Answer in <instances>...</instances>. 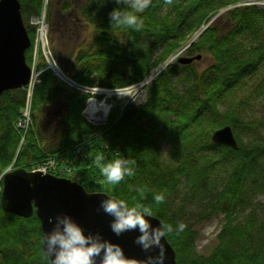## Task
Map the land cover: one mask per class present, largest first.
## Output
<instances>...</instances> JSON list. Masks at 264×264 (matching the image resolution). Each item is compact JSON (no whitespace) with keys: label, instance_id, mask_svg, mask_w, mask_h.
Instances as JSON below:
<instances>
[{"label":"trees","instance_id":"16d2710c","mask_svg":"<svg viewBox=\"0 0 264 264\" xmlns=\"http://www.w3.org/2000/svg\"><path fill=\"white\" fill-rule=\"evenodd\" d=\"M18 1L32 38L34 27L27 21L40 13L43 0ZM46 1L49 41L64 71L80 84L102 88L140 81L217 12L245 0H151L140 14L139 30L111 28L108 12L116 6L114 0ZM66 20L91 29L89 38L73 49L66 47L72 43L65 41ZM192 51L209 54L211 62L199 70L194 62L185 65L173 60L152 79L144 103L127 105L121 113L113 109L107 122L97 126L81 116L86 95L48 70L40 72L31 97L32 126L20 147L22 131L12 124L23 105L24 89L4 91L0 94V168L14 157L15 166L31 163L29 167L49 156L70 159L81 142L88 157L75 162V180L87 191H105L133 203L132 198L140 200V196L130 186H143L142 202L161 222L173 225L183 221L179 213L188 207L202 216L223 214L208 255L193 249L191 223L183 221V232L165 236L175 251V264H261L264 217L249 213L237 220V214L252 195L264 192V137L244 141L239 129L243 126L248 132L252 125H243L240 112L227 100L264 99V8H229L186 49ZM29 52L25 51L27 64ZM224 125L232 127L236 149L210 141L211 132ZM101 152L108 158L121 154L134 159L135 175L117 185L104 182L94 164ZM153 192H163L165 201L157 205ZM39 225L34 212L18 217L0 207V264H48Z\"/></svg>","mask_w":264,"mask_h":264},{"label":"water","instance_id":"95a60500","mask_svg":"<svg viewBox=\"0 0 264 264\" xmlns=\"http://www.w3.org/2000/svg\"><path fill=\"white\" fill-rule=\"evenodd\" d=\"M232 6L222 9L219 13L231 9ZM256 6L264 8L259 4ZM219 13L209 22L211 23ZM204 28L200 29L183 46L181 45L172 58L182 53ZM29 46L30 38L22 20L19 1L0 0V94L6 90L23 88L28 83L31 70L26 63L25 51ZM200 55H180L177 56V62L187 65L198 60ZM210 140L216 145H228L231 149L237 148L230 125L215 129L210 135ZM105 195L110 196L105 192H88L80 183L66 177L44 174L39 171L14 169L5 172L2 176L0 207L3 211L16 214L18 217L26 218L34 212L39 219L41 232L50 229L49 217H54L58 212L68 213L86 231L102 233L106 239L118 243L126 256L142 261L146 254L133 243L138 233L129 231L119 237L115 236L108 227L111 217L102 210H98L99 201ZM149 219L153 224L161 222L155 215ZM162 244L165 249L164 264H175V252L165 237ZM261 264H264V261Z\"/></svg>","mask_w":264,"mask_h":264},{"label":"clouds","instance_id":"9594fccd","mask_svg":"<svg viewBox=\"0 0 264 264\" xmlns=\"http://www.w3.org/2000/svg\"><path fill=\"white\" fill-rule=\"evenodd\" d=\"M150 2L114 0L116 6L108 12L111 28L139 30L142 27L140 14ZM85 89L87 101L93 102L95 93L100 89L95 86V91L90 95ZM94 164L103 181L108 184L117 185L126 176L135 175V160L121 154L108 158L104 153H98L94 157ZM130 189L139 194L140 200L133 197L134 202L129 203L125 199L105 195L99 201L98 210L111 217L108 227L115 236L129 231L138 233L133 243L146 254L142 261L126 256L118 243L106 239L102 233L86 231L70 214L58 212L48 218L51 227L40 236V245L48 264H164L163 238L173 232H183L186 225L183 221H177L175 225L163 222L153 224L149 219L154 216L152 208L142 202L146 188L130 186ZM153 200L159 205L165 201V194L153 192Z\"/></svg>","mask_w":264,"mask_h":264},{"label":"rangeland","instance_id":"374dc122","mask_svg":"<svg viewBox=\"0 0 264 264\" xmlns=\"http://www.w3.org/2000/svg\"><path fill=\"white\" fill-rule=\"evenodd\" d=\"M258 1L261 2V1H264V0H258ZM45 3H46V0H45ZM254 3L256 5L258 4V3L254 2V1H252L249 4H254ZM261 7H264V6H261ZM219 12H217V13H219ZM221 13H223V12H221ZM219 15H220V13H219ZM217 17H215V18H217ZM65 25L67 26V29H66L67 31H65V35L67 37H66L65 41H69V40L72 41V43H70L69 45L66 46L68 48H72L73 49L75 47V45L79 44L81 41H83L86 38H89V36H90V31H91L90 27L89 26L87 27L84 24H81L80 22H76V21H72V20H66ZM192 37H193V35L190 37V39ZM48 42H49L50 52L52 54L53 59L55 60L54 62H56L59 65V67L64 71V67H63L62 63L56 58L55 53L52 52L53 50H52V46L50 44V41H48ZM195 54H201L200 58L198 60H194V64H195L197 69H199V70L203 69L204 67H206L211 62V57L207 53H201V52L196 53L194 51L187 53L186 50H184L181 55L193 56ZM169 58H167V60ZM41 62H43V59H42L41 55H39V64L36 65L34 70L32 69V65L28 64L29 67H30V70H31L30 74L33 73V72L34 73H37V72L40 73L41 69L43 68V66L42 67L40 66ZM169 62H171V61H169ZM161 66H162V64H160L155 69H159ZM162 70H160V71H162ZM65 73L68 76H70L67 72H65ZM37 78H38V75H37ZM177 79H178V77L175 76L173 78V81L177 82ZM28 84H30V83H27L24 86L25 87L24 88V93H23L24 97L26 96V89L28 87ZM35 85L36 84H34L33 86H35ZM148 87H146L144 102L146 101L145 99H147L146 98V93H147V97H148V89H149ZM131 92H135V90L132 89ZM113 97H115V96H113ZM127 99H128L127 96H123V98H122V96H120L118 98L119 101H121V100L124 101V100H127ZM141 101L142 100L136 101V102L142 103ZM236 101H237L236 98H234V99L230 98V99L227 100V103H229L228 104L229 106H234V107H236L238 109V111L240 112V114L242 116L241 118L244 121L243 125H246L247 122L251 123V125H252V127L250 128V130L248 132L245 131V128L243 126H242L241 129H239V132H240V135H241L242 139L244 141L251 142V141H253L255 139L263 138L264 137V99H260V98L254 99L253 98V99L248 100L247 102H243V100L242 101H238V102H236ZM22 112H23V109L21 111H19L18 117L15 119V121L12 124L14 128H20V129L24 130V132H21L20 137H19V147H20V145H23V143H24L23 142L24 134H27V131L32 126L31 115H30V119H28V120H30L28 125H27V122H26L27 121V116L26 115H25L26 116L25 122L24 121H22V122L20 121V120L25 118ZM105 122H103V123L105 124ZM96 125H99V124H96ZM15 159L16 158L14 157L12 159V161L9 162V164H7L3 169L0 168V178H2V176H3V174L5 172L10 171L12 169H20L21 167L23 169H25V170H28V171L43 172V171L39 170L38 167L39 166H41V167L44 166L43 163L47 162L48 158H45L44 160H42L40 162L37 161V160H36L37 162H35V161H34V163L32 162L33 165H34L33 168H32V166L29 167V165L31 163H27V164H24V165L22 164L21 166H15V164H16L15 163ZM50 159H54L55 160L56 157H50ZM27 168H29V169H27ZM45 173H48V169H47V171ZM0 182H1V180H0ZM0 190H1V184H0ZM193 209H194V207H188V208L184 209L183 211H181L179 213V216L180 215L182 216L181 219L183 221L192 224V230L194 232V238H192L193 239V244H194V248L193 249L195 250V252L197 254L205 256V255H208L213 250V247L216 244L217 234L221 230V226H222V224L224 222L223 221V217H222L223 214L222 213H214V214H211L210 216H206L205 214H203V216H202V215H199V214H196V213L194 214ZM5 212H7V211H5ZM249 213H251L253 216H257V217H261L262 216V217H264V192L255 193L254 195H252L249 198V200H248V202L246 204V207L237 214V220H242L244 215H247Z\"/></svg>","mask_w":264,"mask_h":264},{"label":"built area","instance_id":"2783aa9c","mask_svg":"<svg viewBox=\"0 0 264 264\" xmlns=\"http://www.w3.org/2000/svg\"><path fill=\"white\" fill-rule=\"evenodd\" d=\"M31 23L35 25V30H34V38L32 42V55H31V65L32 69L36 67L39 63V52H41L42 57L44 58L46 65L42 70L49 69L51 72L58 76L61 77L64 82L68 83L71 87H75L81 91L84 92V89L86 86H79L75 82L70 81V79L66 78L62 72H60L59 68L55 64L54 59L51 55V52H49L48 48V41H47V27H46V22L44 20V15L41 13L39 17H35L31 19ZM40 71V72H41ZM37 73H32L31 79H30V84H28V87L26 89V97L24 101V105L22 107L23 109V115L24 119L20 120L21 122L26 119L27 116V125L30 120V98H31V92L33 85L38 81L37 80ZM152 76H148L145 78L142 82L136 83L135 85L128 87V88H122V89H108L106 91L101 90L97 91L95 93V100L93 102H86V107L83 111L84 117L89 121L90 123L93 124H103L106 120L107 112L109 109L113 106V103L111 101H108V99L112 96L115 97H120L122 96H127L128 99L124 100L121 103V106L125 105L127 102H136L143 100L145 97V86L149 83L150 79ZM135 90V92H131ZM95 91V88H86L85 92L91 94V92ZM98 95H103L101 98H98ZM131 100V101H130ZM101 101L103 104H101ZM21 109V110H22ZM26 113V114H25ZM26 115V116H25ZM20 129V128H18ZM87 149L85 145H83L81 142L77 143L74 147L73 150V155L70 159H64V160H57V159H47V162L43 163L44 166H39L38 169L43 171L44 173L47 171L51 173H56L59 175H66V176H75V171H76V165L75 162L78 159H86L88 154H87Z\"/></svg>","mask_w":264,"mask_h":264},{"label":"bare ground","instance_id":"6f19581e","mask_svg":"<svg viewBox=\"0 0 264 264\" xmlns=\"http://www.w3.org/2000/svg\"><path fill=\"white\" fill-rule=\"evenodd\" d=\"M259 6H264V1L258 2ZM22 131V129H19ZM23 132V131H22Z\"/></svg>","mask_w":264,"mask_h":264}]
</instances>
